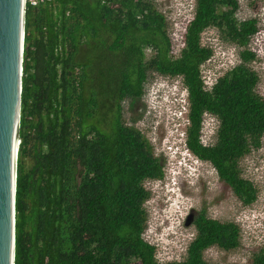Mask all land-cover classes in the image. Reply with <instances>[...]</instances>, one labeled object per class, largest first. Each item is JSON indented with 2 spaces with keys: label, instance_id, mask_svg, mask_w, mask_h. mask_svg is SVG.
<instances>
[{
  "label": "trees",
  "instance_id": "16d2710c",
  "mask_svg": "<svg viewBox=\"0 0 264 264\" xmlns=\"http://www.w3.org/2000/svg\"><path fill=\"white\" fill-rule=\"evenodd\" d=\"M237 10L238 0H196L173 57L166 18L150 0L26 5L14 264H209L207 249L239 248L237 224L202 212L184 260L157 261L143 238L150 198L143 183L162 179L164 166L125 122L122 106L143 97L153 74L181 78L189 102L186 147L251 206L257 189L239 162L262 146L264 99L248 48L256 20H238ZM211 27L243 50L239 63L207 88L201 67L213 50L201 35ZM205 115L218 123L211 145L202 142ZM26 158L34 162L28 172ZM248 264H264V244Z\"/></svg>",
  "mask_w": 264,
  "mask_h": 264
},
{
  "label": "rangeland",
  "instance_id": "374dc122",
  "mask_svg": "<svg viewBox=\"0 0 264 264\" xmlns=\"http://www.w3.org/2000/svg\"><path fill=\"white\" fill-rule=\"evenodd\" d=\"M150 1L165 16L172 44L171 55L178 57L183 47L185 28L194 15L196 0ZM236 17L240 21L256 20L259 32L251 39L248 48L255 56L250 67L258 75L256 91L264 99V0H238ZM201 43L213 50L211 59L201 67L202 79L209 87L239 63L238 52L243 49L229 43L220 31L212 27L202 33ZM146 53L150 55V51ZM182 89L181 78L153 74L148 78L142 98L122 104L125 122L133 124L149 141L165 172L162 180L143 183L150 192V198L144 204L147 218L143 238L149 244H154L155 238L172 243L167 251H159L164 248L155 246L157 261H183L187 246L196 234L195 219L204 212L217 221L237 224L240 246L231 251L209 248L203 253V259L209 264H248L252 253L264 244V136L261 148L239 162L242 176L257 189L256 201L246 207L219 181L209 163L195 161L191 154L182 151L177 131L183 130V125L174 116L176 107L167 103V98L173 101L175 90ZM132 119L136 120L135 123ZM217 126L213 116L205 115L203 144H214ZM23 162L26 172L33 168L31 158Z\"/></svg>",
  "mask_w": 264,
  "mask_h": 264
},
{
  "label": "water",
  "instance_id": "95a60500",
  "mask_svg": "<svg viewBox=\"0 0 264 264\" xmlns=\"http://www.w3.org/2000/svg\"><path fill=\"white\" fill-rule=\"evenodd\" d=\"M24 36V0H0V264L15 262Z\"/></svg>",
  "mask_w": 264,
  "mask_h": 264
},
{
  "label": "clouds",
  "instance_id": "9594fccd",
  "mask_svg": "<svg viewBox=\"0 0 264 264\" xmlns=\"http://www.w3.org/2000/svg\"><path fill=\"white\" fill-rule=\"evenodd\" d=\"M25 9H26V6H25ZM259 32V31H258ZM257 32V33H258ZM177 78V77H175ZM216 81V80H215ZM205 84V83H204ZM212 85V84H211ZM210 85V86H211ZM205 86L207 87V85L205 84ZM207 87V88H210ZM182 87L183 89L181 91H178V90H175L174 91V96H173V101L169 100V98H167V103L169 105H172V106H175L176 107V111H174V116L177 118V120H181V125H183V130H181L180 132L177 131L178 135H177V140H180L178 141L179 143L182 144V151L184 152H187V154H191L194 158L195 161H200L195 155H193L189 150L188 148L186 147V143H185V140H186V128L188 127L189 125V119H188V106H189V102H188V93H187V89L186 87L183 85V82H182ZM207 116V115H206ZM210 116V115H208ZM202 162V161H201ZM164 168V167H163ZM165 174V172H164ZM164 178V177H163ZM162 178V179H163ZM162 179H159V180H162ZM159 180H146V181H159ZM145 182V181H144ZM172 243L170 244H167L165 242H161L160 240H157V238H155V243L152 244L154 247L155 246H159L160 245V248H164V250H160L159 251H167V248L171 245ZM189 245V244H188ZM188 247V246H187ZM187 250V249H186ZM155 252H156V249H155Z\"/></svg>",
  "mask_w": 264,
  "mask_h": 264
},
{
  "label": "built area",
  "instance_id": "2783aa9c",
  "mask_svg": "<svg viewBox=\"0 0 264 264\" xmlns=\"http://www.w3.org/2000/svg\"><path fill=\"white\" fill-rule=\"evenodd\" d=\"M25 6L28 4L30 6H37L42 0H24Z\"/></svg>",
  "mask_w": 264,
  "mask_h": 264
}]
</instances>
